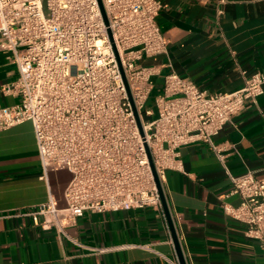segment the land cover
Wrapping results in <instances>:
<instances>
[{
	"label": "built area",
	"instance_id": "1",
	"mask_svg": "<svg viewBox=\"0 0 264 264\" xmlns=\"http://www.w3.org/2000/svg\"><path fill=\"white\" fill-rule=\"evenodd\" d=\"M226 3L218 0V16ZM163 8L159 0H0L1 46L19 74L4 93L20 98L0 107V132L31 122L41 179L52 168L71 174L66 208L50 197L10 217L65 235L88 212L163 213L157 179L165 194L167 171H182L179 150L203 142L219 154L214 137L264 94L261 73L245 77L238 91L208 94L171 72L156 98L155 119L145 123L152 79L161 71L140 62L168 54L157 22ZM229 177L230 195L242 203L223 210L246 225V237L264 252V180L252 173Z\"/></svg>",
	"mask_w": 264,
	"mask_h": 264
},
{
	"label": "crops",
	"instance_id": "2",
	"mask_svg": "<svg viewBox=\"0 0 264 264\" xmlns=\"http://www.w3.org/2000/svg\"><path fill=\"white\" fill-rule=\"evenodd\" d=\"M159 1L164 8L157 22L168 54L140 62L161 71L154 89L171 72L208 94L238 91L245 77L264 75V0H227L222 16L218 0ZM1 43L0 36V107H11L20 98L4 88L19 74ZM213 142L219 154L203 142L184 146L182 171L166 173V200L186 264H264L259 242L223 210V204L242 203L230 195L229 175L264 180V94L247 101ZM42 176L33 124L0 132V264H180L164 211L88 212L65 235L43 230L31 218L10 217L50 197L66 208L69 171L52 168L47 180Z\"/></svg>",
	"mask_w": 264,
	"mask_h": 264
},
{
	"label": "water",
	"instance_id": "3",
	"mask_svg": "<svg viewBox=\"0 0 264 264\" xmlns=\"http://www.w3.org/2000/svg\"><path fill=\"white\" fill-rule=\"evenodd\" d=\"M136 118H137L138 125L141 128V122L139 120V116H138L137 113H136ZM157 183H158V187H159V191H160V195H161L163 211L165 213V216H166V219H167V222H168L171 234H172L173 243H174V246H175V249H176V252H177L179 263L180 264H186V261H185L184 255L182 253L180 243H179V239H178V236H177V233H176V229H175V226H174V223L172 221V217H171V214H170V211H169V207H168V204H167L166 196H165V194H164V192H163V190L161 188V185H160L158 179H157Z\"/></svg>",
	"mask_w": 264,
	"mask_h": 264
},
{
	"label": "rangeland",
	"instance_id": "4",
	"mask_svg": "<svg viewBox=\"0 0 264 264\" xmlns=\"http://www.w3.org/2000/svg\"><path fill=\"white\" fill-rule=\"evenodd\" d=\"M152 82L154 83V78L152 79ZM163 84H164L163 80L159 78L158 79V86L152 91L150 97L148 98V100L145 104V107L143 110V115H142V119L145 123L151 122L156 117V113H157L156 98L161 93L160 86L162 85V88H163ZM147 111H154L155 116H149L147 114Z\"/></svg>",
	"mask_w": 264,
	"mask_h": 264
}]
</instances>
